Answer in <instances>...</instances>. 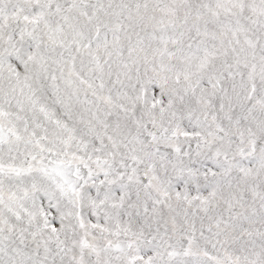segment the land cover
I'll list each match as a JSON object with an SVG mask.
<instances>
[{
	"label": "snow or ice",
	"instance_id": "snow-or-ice-1",
	"mask_svg": "<svg viewBox=\"0 0 264 264\" xmlns=\"http://www.w3.org/2000/svg\"><path fill=\"white\" fill-rule=\"evenodd\" d=\"M0 264H264V0H0Z\"/></svg>",
	"mask_w": 264,
	"mask_h": 264
}]
</instances>
